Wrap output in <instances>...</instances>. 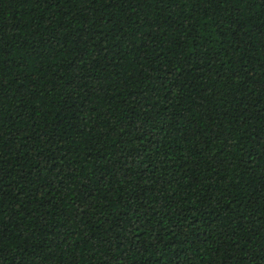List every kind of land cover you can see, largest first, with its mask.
I'll return each mask as SVG.
<instances>
[{"label": "trees", "instance_id": "obj_1", "mask_svg": "<svg viewBox=\"0 0 264 264\" xmlns=\"http://www.w3.org/2000/svg\"><path fill=\"white\" fill-rule=\"evenodd\" d=\"M0 264H264V0H0Z\"/></svg>", "mask_w": 264, "mask_h": 264}, {"label": "snow or ice", "instance_id": "obj_2", "mask_svg": "<svg viewBox=\"0 0 264 264\" xmlns=\"http://www.w3.org/2000/svg\"><path fill=\"white\" fill-rule=\"evenodd\" d=\"M217 2H218V0H217Z\"/></svg>", "mask_w": 264, "mask_h": 264}]
</instances>
